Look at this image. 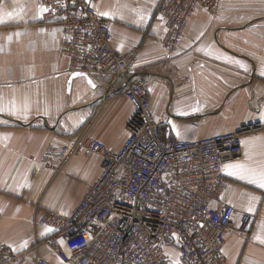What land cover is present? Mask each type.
<instances>
[{"label":"crops","instance_id":"1","mask_svg":"<svg viewBox=\"0 0 264 264\" xmlns=\"http://www.w3.org/2000/svg\"><path fill=\"white\" fill-rule=\"evenodd\" d=\"M159 0H87L109 22L112 48L138 49L131 79L143 84L163 137L198 141L258 124L242 137L238 161L223 168L219 204L234 209L224 239L227 264H264V189L231 165L264 170V0H221L215 14L196 9L173 54L160 44ZM62 29L45 23L38 0H0V244L16 264H69L62 240L38 220L69 216L99 177L100 159L74 154L55 173L41 163L45 149L78 137L121 148L133 109L123 83L72 69L61 52ZM232 172V175L229 173ZM252 218L247 232L240 218ZM170 264H182L175 246Z\"/></svg>","mask_w":264,"mask_h":264},{"label":"built area","instance_id":"2","mask_svg":"<svg viewBox=\"0 0 264 264\" xmlns=\"http://www.w3.org/2000/svg\"><path fill=\"white\" fill-rule=\"evenodd\" d=\"M221 0H159L164 21L161 46L176 52L186 22L196 9L215 14ZM45 23L62 29L61 52L72 69L110 75L123 83L133 113L121 148L110 150L96 139L78 136L71 145L45 149L41 163L55 173L74 154L100 159L99 177L69 216L46 213L39 225L52 229L62 245L58 258L69 264H170L166 249L175 246L182 264H227L226 233L234 209L219 204L225 190L223 168L238 161L242 137L258 124L198 141L163 137L143 84L131 79L139 51L115 52L109 22L87 0H38ZM252 218L242 215L239 230ZM20 255L0 244V264H16ZM36 264H47L39 257Z\"/></svg>","mask_w":264,"mask_h":264},{"label":"snow or ice","instance_id":"3","mask_svg":"<svg viewBox=\"0 0 264 264\" xmlns=\"http://www.w3.org/2000/svg\"><path fill=\"white\" fill-rule=\"evenodd\" d=\"M230 167L237 170L239 178L248 179L249 183H253L259 188L264 189V170L257 173L255 170L249 169L242 164L231 165ZM232 174V172L229 173V175Z\"/></svg>","mask_w":264,"mask_h":264},{"label":"rangeland","instance_id":"4","mask_svg":"<svg viewBox=\"0 0 264 264\" xmlns=\"http://www.w3.org/2000/svg\"><path fill=\"white\" fill-rule=\"evenodd\" d=\"M155 12H156V9H155Z\"/></svg>","mask_w":264,"mask_h":264}]
</instances>
